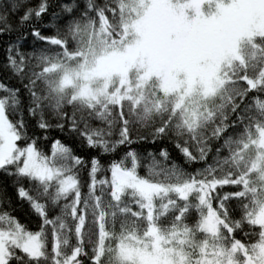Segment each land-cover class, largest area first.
<instances>
[{"label":"snow or ice","instance_id":"6c2138e0","mask_svg":"<svg viewBox=\"0 0 264 264\" xmlns=\"http://www.w3.org/2000/svg\"><path fill=\"white\" fill-rule=\"evenodd\" d=\"M0 264H264V0H0Z\"/></svg>","mask_w":264,"mask_h":264},{"label":"trees","instance_id":"16d2710c","mask_svg":"<svg viewBox=\"0 0 264 264\" xmlns=\"http://www.w3.org/2000/svg\"><path fill=\"white\" fill-rule=\"evenodd\" d=\"M71 67L73 69H76L77 67H79V62L74 60L71 64ZM61 74H63V70L60 68H52V70L49 73L51 79H53V80H59ZM66 91H68L69 94L72 93L71 89H69V88H66ZM21 217H22V219L25 218L23 212L21 213Z\"/></svg>","mask_w":264,"mask_h":264},{"label":"rangeland","instance_id":"374dc122","mask_svg":"<svg viewBox=\"0 0 264 264\" xmlns=\"http://www.w3.org/2000/svg\"><path fill=\"white\" fill-rule=\"evenodd\" d=\"M79 68V67H77ZM76 68V69H77ZM75 70V69H74ZM108 70H112V66L110 65ZM63 74L60 75V79L62 78ZM90 83L95 86L96 84V81L95 80H92L90 81ZM88 85H82V87H87ZM78 87H81V82L80 81H77L76 84H73L71 81L67 82V88L71 89V91H76Z\"/></svg>","mask_w":264,"mask_h":264}]
</instances>
